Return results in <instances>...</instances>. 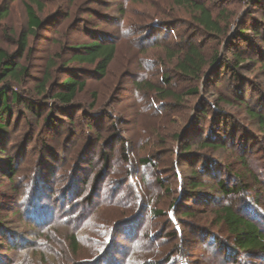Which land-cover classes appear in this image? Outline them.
Returning <instances> with one entry per match:
<instances>
[{
  "label": "rangeland",
  "instance_id": "obj_1",
  "mask_svg": "<svg viewBox=\"0 0 264 264\" xmlns=\"http://www.w3.org/2000/svg\"><path fill=\"white\" fill-rule=\"evenodd\" d=\"M24 1L0 0V48L9 54L27 31ZM38 1L43 11L32 7L43 26L19 61L27 73L0 83L39 107L36 115L17 103L9 117L0 161V264H232L212 209L239 208L259 194L264 213V130L248 114L264 117V44L252 31L255 47L228 42L238 30L256 28L258 9L248 0H198L228 18L226 36L214 37L174 0ZM92 42L117 45L104 77L71 61L75 49ZM188 43L207 62L199 80L177 74L168 59ZM235 52L244 61L238 82L227 68ZM216 62L223 68L215 72ZM71 77L86 82L73 111L54 100ZM146 83L180 99H162ZM207 140L223 148H203ZM7 156L15 170L5 169ZM240 174L247 192L222 198L212 188L219 179L236 185L233 175ZM198 180L207 188L186 201L193 191L188 184ZM34 193L32 203L50 209L42 206V224L26 214ZM253 262L264 264V257Z\"/></svg>",
  "mask_w": 264,
  "mask_h": 264
},
{
  "label": "trees",
  "instance_id": "obj_2",
  "mask_svg": "<svg viewBox=\"0 0 264 264\" xmlns=\"http://www.w3.org/2000/svg\"><path fill=\"white\" fill-rule=\"evenodd\" d=\"M12 2L15 0H11ZM174 4L177 7H182L187 9L189 13L192 15L193 21L198 25L205 33L208 35L216 36V37H225L229 24L228 18L225 17L223 12L218 13L217 15L213 14L211 8L206 4V2L198 1V0H174ZM249 4L258 9L260 12L259 18L255 21L256 28H248L244 27L241 30H238L231 36V39L228 41L229 44H232L233 41L241 40L242 42L250 43L254 46L253 40L249 36V32L252 31L254 38L261 39L264 44V0H248ZM26 15H27V31H22L17 36L15 41L16 50L9 54L5 50L0 48V83L9 81L15 82L19 81L20 78L25 75L27 72L26 68H24L19 61L22 60L28 51V40L29 37L35 34V31L40 29L43 26V22L37 16L35 10L32 5H36L39 11H43V7L38 0H26L23 2ZM4 13H1L2 17H6L8 15L7 9H4ZM223 24V25H222ZM255 47V46H254ZM233 46L231 45L228 49V52L232 50ZM75 50H78V53L74 54L71 57L72 62H76L79 64L89 65L93 67V74L104 77L107 73L108 67L113 62L116 52L117 45L115 43H103V42H92L81 46ZM233 60L231 63H227V68L230 73H234L240 70L241 65L243 64V59L240 53H232L231 54ZM168 59L174 61V70L177 74L182 76L185 79L189 80H199L202 75L203 67L206 65V61L201 54L200 49L194 43H188L186 47H179L177 51H169ZM216 58H213L215 62ZM223 64V63H222ZM220 62H216L213 66V70L216 72L218 69L222 67ZM261 70L264 72V64H261ZM164 86L169 85L170 80L166 77H161ZM236 82L239 81V76H236ZM45 83L42 85L44 87ZM142 86V85H140ZM139 85L137 88H141ZM147 87L148 92H154L159 94L162 99L173 98L175 100H179V95L168 91L159 89L153 85L147 84L143 85ZM86 87V82L84 80H79L74 77L66 79L62 83V91L58 92L54 100L63 106L66 110H74L77 108L74 106L73 102L76 96L81 93ZM240 88V87H239ZM241 90H239L240 93ZM242 92V91H241ZM193 94V93H192ZM95 100V95H93ZM20 104H26L27 108L33 113L38 115V105L33 103L30 100H22L20 95L17 92H11L10 88L5 85V87L0 88V161H3L1 156L5 155V145L4 142L8 136V123L10 121L9 117H11V112L13 110V106ZM241 103V102H240ZM243 103H241L242 105ZM93 106V105H92ZM218 111V109H216ZM250 117L254 120H257L259 128L264 130V117L259 115L252 110L248 111ZM50 121V119L48 120ZM226 133V132H225ZM203 148L210 149H220L223 148L220 143H213L210 140H207L202 143ZM5 169L7 170H15V164H13L12 157H5ZM147 163V161H144ZM211 168V167H210ZM213 168V167H212ZM203 171L207 168L203 166ZM215 169L212 170L213 174L216 172ZM11 174V172H9ZM218 174V173H217ZM199 175V174H198ZM216 175V173L214 174ZM198 176H193V178H197ZM233 177L237 180L236 185L229 187L224 180L219 179L215 184L212 185V188L215 192L221 194L222 198H227L230 196H234L243 192H247V188L249 185L246 184V176L240 174V176L233 175ZM14 177H10V184L13 183ZM190 189L193 191H189V194L186 197V201L194 200L195 194H198V191L201 189H206L207 184L202 181H190L188 184ZM37 195L35 193L33 196L28 199L29 202L26 204V214L29 218H32L31 214H35V221L37 224H42V216L40 215V211H42V204L40 203H32L36 199ZM42 197V195H41ZM40 199L42 200V198ZM259 194H255L253 199L249 204H242L239 208L233 203L221 204L217 206V208L212 209L213 220L212 223L215 226L221 227L225 230L226 240L229 241L230 245L226 253L224 255L229 259V263H237L239 259H247L249 264H254V260L259 259L260 257H264V227H260L259 222H264V213L260 210L259 206H261V199ZM46 198L45 196L43 197ZM206 200V199H204ZM249 205V206H248ZM45 210H50L47 206H43ZM249 209L251 215H247V211L245 209ZM31 213V214H30ZM262 213V215H261ZM186 214V213H185ZM193 217V216H192ZM2 223H0L1 226ZM200 230V229H199ZM4 234V233H3ZM178 232L174 231L171 233L173 238L177 237ZM205 237H209L206 232L202 233ZM9 237V240L12 241L13 238L9 233L4 234ZM211 238L213 242H218L219 237L211 234ZM71 242L72 249L77 248V241L74 236L69 237ZM21 242V240H20ZM21 244H24L21 242ZM12 247H16L14 243H12ZM243 262L242 264H247V262ZM105 261L101 262L104 264ZM116 263V262H114Z\"/></svg>",
  "mask_w": 264,
  "mask_h": 264
}]
</instances>
